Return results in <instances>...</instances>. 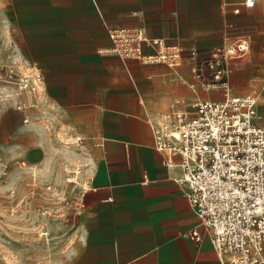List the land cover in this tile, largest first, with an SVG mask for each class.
<instances>
[{
    "label": "crops",
    "instance_id": "1",
    "mask_svg": "<svg viewBox=\"0 0 264 264\" xmlns=\"http://www.w3.org/2000/svg\"><path fill=\"white\" fill-rule=\"evenodd\" d=\"M245 1L0 0V19L11 22L25 62L44 76L36 109L40 135L20 143L34 144L27 162L50 165L60 182V162H54L60 135L87 139L88 186L74 220L79 232L58 242L55 264H221L177 181L180 157L166 163L150 125L171 102L187 100L172 98L186 93V70L177 75L165 64L112 54L111 31L142 28L204 56L247 38L253 18L264 22V0H252V7ZM19 126L20 133L27 130ZM9 131L3 114L0 132ZM194 229L199 242L189 237Z\"/></svg>",
    "mask_w": 264,
    "mask_h": 264
},
{
    "label": "built area",
    "instance_id": "2",
    "mask_svg": "<svg viewBox=\"0 0 264 264\" xmlns=\"http://www.w3.org/2000/svg\"><path fill=\"white\" fill-rule=\"evenodd\" d=\"M253 4L244 2L247 7ZM111 38V53L122 59L176 68L185 58L181 46L151 38L142 28H116ZM249 51L245 38L217 47L215 80L222 79L221 68L228 69L231 60ZM196 56L197 50H191L190 59ZM38 78L35 90L44 84V77ZM258 106V95L236 96L227 90L223 100L176 99L150 122L155 148L166 155V163L172 165L173 156L180 157L177 181L186 186L221 264H264V123ZM189 237L202 239L197 229Z\"/></svg>",
    "mask_w": 264,
    "mask_h": 264
},
{
    "label": "rangeland",
    "instance_id": "3",
    "mask_svg": "<svg viewBox=\"0 0 264 264\" xmlns=\"http://www.w3.org/2000/svg\"><path fill=\"white\" fill-rule=\"evenodd\" d=\"M263 26L264 22L252 19V33L249 39L245 38L250 40L251 50L231 60L228 69L221 68L224 75L218 81L213 74L218 69V60L213 57L217 46L204 56L196 48L181 46L185 58L174 73L181 75L186 70L183 82L187 91L172 98L182 96L190 102L197 98L223 100L227 90L236 96L258 95V111L264 123ZM10 29L11 22L0 19V120L4 114L10 124L9 134L4 136L0 132V264H55L52 256L58 242L79 232L74 220L88 186L90 156L84 143L87 139L81 135H60L59 149L54 150V162L59 160L61 166L60 182L50 165L27 162L34 144L21 147V138L33 142L40 135L36 109L45 84L35 90L36 79L43 75L25 62L19 38ZM241 38L244 37L236 39ZM191 50H197L194 60L189 57ZM25 82L28 84L23 85ZM153 116L148 115V119ZM20 124L27 126V130L20 133Z\"/></svg>",
    "mask_w": 264,
    "mask_h": 264
},
{
    "label": "bare ground",
    "instance_id": "4",
    "mask_svg": "<svg viewBox=\"0 0 264 264\" xmlns=\"http://www.w3.org/2000/svg\"><path fill=\"white\" fill-rule=\"evenodd\" d=\"M24 81V80H23ZM28 84V83H27ZM23 85H24V83H23ZM26 87H28L27 85H26ZM18 97H19V95H17ZM24 95H22V97H23ZM25 100V99H24ZM74 179V178H73ZM77 179V178H76ZM68 181H71V180H68ZM79 181V180H78ZM80 186V185H79Z\"/></svg>",
    "mask_w": 264,
    "mask_h": 264
}]
</instances>
